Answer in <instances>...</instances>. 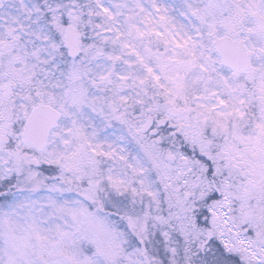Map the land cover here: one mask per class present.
I'll return each mask as SVG.
<instances>
[{
	"label": "snow or ice",
	"instance_id": "snow-or-ice-1",
	"mask_svg": "<svg viewBox=\"0 0 264 264\" xmlns=\"http://www.w3.org/2000/svg\"><path fill=\"white\" fill-rule=\"evenodd\" d=\"M0 264H264V0H0Z\"/></svg>",
	"mask_w": 264,
	"mask_h": 264
}]
</instances>
